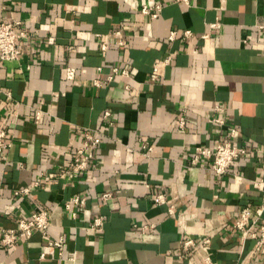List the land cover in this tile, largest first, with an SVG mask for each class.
I'll use <instances>...</instances> for the list:
<instances>
[{"label":"crops","instance_id":"crops-1","mask_svg":"<svg viewBox=\"0 0 264 264\" xmlns=\"http://www.w3.org/2000/svg\"><path fill=\"white\" fill-rule=\"evenodd\" d=\"M154 2L162 3L156 18L141 13ZM2 20H19L26 37L21 58L0 63V124L10 142L0 153V225L41 209L50 225L0 248V264H204L205 256L264 264L254 240L232 227L244 207L262 202L254 182L264 179V0H0ZM113 67L130 74L93 84ZM230 128L248 152L228 173H214L203 156L194 162L196 146L213 147ZM85 129L101 142L75 173ZM157 194L164 203H153ZM74 196L85 204L67 208ZM59 238L61 247L49 246ZM185 238L197 245L180 258Z\"/></svg>","mask_w":264,"mask_h":264},{"label":"built area","instance_id":"built-area-1","mask_svg":"<svg viewBox=\"0 0 264 264\" xmlns=\"http://www.w3.org/2000/svg\"><path fill=\"white\" fill-rule=\"evenodd\" d=\"M179 3H183L187 6L191 5V0H175ZM162 9L161 2H154L152 5H143L140 9L141 13L149 15L151 18H156ZM218 22L212 23V28H217ZM264 29V26H261ZM113 34L117 37L116 44L118 46H124L126 44L120 31L116 30ZM190 31L186 30L183 32L184 37L189 36ZM206 35H204L205 37ZM26 37V32L21 27V22L19 20L12 21H0V63L6 60H19L22 55L21 47L19 42L22 38ZM175 37L174 32L169 36L170 39ZM50 41L53 38H49ZM107 45L102 43L101 50H105ZM196 50H194L195 52ZM65 78L67 80H72L75 76V69L70 66L64 68ZM157 66L153 65V73L151 74V79H156ZM120 74L121 76H129L130 72L127 68L113 67L111 74L107 75L105 78H94L93 84L100 86L106 82L112 80L113 76ZM222 107L219 105L214 106V111H222ZM37 117H39V112H37ZM104 118L110 117V112H104ZM214 124L218 126H223L224 120L219 118H214L211 120ZM183 117L179 120V125H183ZM236 131L234 128L228 129L226 133V138L224 140H217L213 147H207L203 145H198L195 148L196 155L194 156V162L197 161L199 156L206 157L210 160L211 170L218 174L223 175L230 171L232 164L235 160H239L244 157L248 149L243 146L235 144L234 137ZM100 135L91 129H85L83 132V139L81 146L76 150L74 158L71 162V168L75 173L82 172L86 170L94 157V148L101 142ZM10 147V142L7 140V129L6 126L0 124V153L5 151ZM145 153L151 151V147L146 144L142 145ZM147 156V154H145ZM35 185H38L37 183ZM254 185L258 187L262 193V202L253 210L250 207H244L239 216L233 221L232 227L239 232L240 238L244 241L246 239L254 240V250L256 253L264 256V219H262V214L264 211V179L255 181ZM30 191L29 187H24L18 189L14 192L15 196H20L27 194ZM101 198L103 200H108L111 198V193L106 192L102 194ZM154 204H160L165 202L163 194H157L152 198ZM78 205L83 206L85 204V198L81 196H74L68 203L66 207ZM169 213H172V208H170ZM254 215V217H253ZM103 224V216H98L93 219L91 226L94 228H99ZM50 225V212L47 209H41L39 211L31 212L27 216L18 217L14 227H4L0 225V248H7L13 246L19 241H27L31 238L34 231H41L46 233ZM148 227H153V224H148L142 228L145 230ZM63 238L49 242V246L61 247L63 244ZM210 243L209 238H204L202 240L203 246H208ZM197 245L196 240L192 238H185L180 240L178 247L176 248L177 254L180 258L186 256L185 252L189 251ZM44 253L41 257H44ZM204 264H219L218 262L212 260L209 256L203 258ZM238 264V263H236Z\"/></svg>","mask_w":264,"mask_h":264}]
</instances>
